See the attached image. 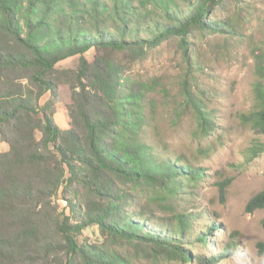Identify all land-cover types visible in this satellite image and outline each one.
Wrapping results in <instances>:
<instances>
[{
	"label": "trees",
	"instance_id": "trees-1",
	"mask_svg": "<svg viewBox=\"0 0 264 264\" xmlns=\"http://www.w3.org/2000/svg\"><path fill=\"white\" fill-rule=\"evenodd\" d=\"M217 2L199 0L186 11L175 0H139V7L133 0H0V136L10 145L8 152L0 153L1 264H49V257L60 250L70 259L83 253L85 264H109L100 255L87 256L73 235L90 224L109 236L152 243L181 260L191 259L181 244L189 225L186 216L178 217V239L144 232L138 221L122 213L127 200L118 203L122 196L115 182L143 181L169 190L175 179L200 173L169 160L154 161L144 140V95L132 108L122 105L118 67L99 55L89 62L84 54L91 48L143 50L177 36L185 41L196 27L218 31L211 20ZM140 31L148 36L141 37ZM76 55V68L57 67ZM64 81L74 90L69 129L54 121L52 101L40 103L47 91L58 96ZM256 91L260 110L253 121L264 138V83L256 84ZM185 94L200 127L208 129L211 121L199 100L187 87ZM257 150L264 152V143L255 144L254 154ZM73 181L104 202L72 227L51 215L48 207L63 183ZM227 185H220L222 195ZM260 208L264 190L246 206L249 212ZM197 240L206 243L207 237ZM257 247L264 252V241Z\"/></svg>",
	"mask_w": 264,
	"mask_h": 264
},
{
	"label": "rangeland",
	"instance_id": "rangeland-1",
	"mask_svg": "<svg viewBox=\"0 0 264 264\" xmlns=\"http://www.w3.org/2000/svg\"><path fill=\"white\" fill-rule=\"evenodd\" d=\"M175 1L188 11L199 0ZM133 4L140 6L139 0ZM211 16L218 31L196 27L185 41L177 36L143 50L91 48L84 54L89 62L99 55L118 67L122 105L132 108L144 95V140L154 161L169 160L200 173L175 179L169 190L143 181L115 182L122 196L118 203L127 200L122 213L138 221L144 232L178 239L174 232L178 217L186 216L189 225L181 244L191 259L181 260L152 243L109 236L97 224L73 232L87 256L100 255L109 264H205L200 261L203 258L212 259L211 264H264V252L257 247L264 241V208L246 209L248 201L264 190V152H253L255 144L264 143L253 121L260 110L256 84L264 83V0H218ZM139 35L147 37L148 33L140 31ZM79 58L69 57L57 67L76 68ZM62 83L58 96L47 91L40 103L52 101L54 121L69 129L68 106L73 104L74 90L66 81ZM185 87L211 121L208 129L200 127ZM36 137L41 139L42 133L37 131ZM9 150L0 136V153ZM223 183L228 185L222 195ZM103 202L75 181L64 182L48 210L73 227ZM211 226L214 229L209 231ZM203 235L206 243L197 240ZM82 254L70 259L60 250L49 257V264H68L69 259L70 264H85Z\"/></svg>",
	"mask_w": 264,
	"mask_h": 264
}]
</instances>
